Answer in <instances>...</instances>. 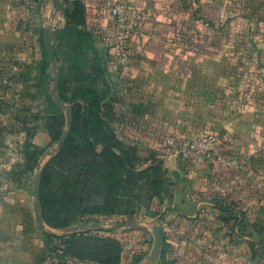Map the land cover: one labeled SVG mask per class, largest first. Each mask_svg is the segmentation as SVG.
Segmentation results:
<instances>
[{"label":"rangeland","instance_id":"374dc122","mask_svg":"<svg viewBox=\"0 0 264 264\" xmlns=\"http://www.w3.org/2000/svg\"><path fill=\"white\" fill-rule=\"evenodd\" d=\"M120 3L134 10L130 3ZM202 5L203 19L224 22L216 37L199 20L200 27L177 32L175 39L165 32H150L138 26L135 10L131 32L113 21L106 38L113 40L112 52L131 64V90L115 95V102H103L102 96L98 100L104 125L101 134L111 140L119 159L113 158L111 166L105 157L92 159L78 138L71 153L53 161L39 195L45 230L39 227L33 209L34 180L41 173V190L43 172L58 156L62 149L58 143L65 132L68 137L70 128L65 111L49 96L53 73L43 31L58 28L62 15L52 18L50 0H40L38 39L34 36V42L16 48L4 38L3 44L0 35V224L6 233L5 246L16 237L18 246L33 254L34 262L67 264L64 238L87 234L93 238L94 249V237L102 231L89 226L131 220L132 204L146 200L147 188L157 184V176L161 178L154 170L210 172L209 182L228 190L234 200L257 199L256 187L264 189V0H210ZM97 24L89 11L87 28L100 37ZM165 37L168 42H163ZM122 64L125 70L126 63ZM142 70L162 73L147 81L137 77ZM56 95L60 97L58 90ZM65 97L64 106L70 110L77 102L86 108L84 103L92 98ZM133 103L139 104L140 114L132 113ZM162 116L166 125L160 123ZM168 135L181 143L213 138L211 159L191 164L169 157L159 141ZM103 148L97 144L96 152ZM93 161L99 163L97 173L86 180L85 172L93 171L88 163ZM145 170L151 171L141 174ZM114 183L120 190L114 215L86 217L85 211L101 206ZM82 225L87 229L80 230ZM47 232L58 238L49 239ZM99 236L116 241L121 248L119 264H127L125 241L119 235Z\"/></svg>","mask_w":264,"mask_h":264},{"label":"crops","instance_id":"0c3cea01","mask_svg":"<svg viewBox=\"0 0 264 264\" xmlns=\"http://www.w3.org/2000/svg\"><path fill=\"white\" fill-rule=\"evenodd\" d=\"M66 1L70 5L74 2L84 3L87 7V14L91 11L98 23L95 26L98 32H94L101 35L98 37L95 36V33L93 35L92 32H89L85 18L84 29L93 37L92 47L96 56L90 53L85 58L89 67L93 66V69L82 68L81 71L86 72V76L83 78L74 77L73 74L68 73L74 68L72 62L61 58L56 52L54 32L62 31L67 25L64 14ZM209 1L62 0L63 9L60 12H54L52 0H50L52 7L50 16L54 18L57 14L62 15L60 26L56 29L51 28V44L56 70L60 67L63 68L66 77L70 80L69 88L72 90L88 89L89 92L102 96L103 102L111 101V99L112 102H115V95H119L125 90L127 92L131 90V64L126 61L124 70L120 57L112 52L113 40L110 42V38L107 39L106 35L114 27V20L106 8L114 2L130 3L139 14V19L136 21L139 27L144 26V30L155 33L165 32L166 35L175 39L177 32L185 30L193 32L195 28L200 27L198 20L203 17L204 13L199 8H202V3ZM194 4L198 7L195 10L191 6ZM39 5L40 0H0V35H2L3 44H5L4 38L10 47L23 48L34 42V36H37L38 39L41 29L39 26L40 9L42 8V5ZM45 7L46 5L43 6V9ZM205 27L208 31L214 32L215 37L223 29V27L218 30L209 26ZM181 35L185 38L184 34ZM163 42H168L166 37ZM145 62L149 63L147 60ZM159 73L162 72L142 70L137 77L151 81ZM152 85L155 87V91L160 92L161 88H158L155 83ZM131 110L135 115L141 112L139 104H131ZM133 117L135 118V116ZM163 117H161V124H163ZM168 137L170 135L160 138L159 141L164 144ZM136 149L138 148L135 147L134 152L137 155L138 150ZM188 161L194 164L201 159ZM152 172L155 174L158 172L160 175L163 182L162 188H159L158 185L148 187L150 193L147 199L142 203L132 204L131 220L112 223L111 226L121 225L116 230L102 231L103 235H119L122 241H125L124 255L126 252L127 264L132 262L133 256L140 257L137 264H147V258L153 247L152 227L154 222L162 232L163 242L159 255L150 264H264L263 187H256V191L254 190L255 193H258L257 199L254 201L249 198L242 200L241 197L232 203V201L219 198V195L226 196V194L222 189L216 188L209 182L210 172L203 173L197 170H154ZM205 179H207V183L204 181ZM226 193L230 194L228 190ZM158 195H160V199L152 203L151 198ZM1 227L0 224V264H45L42 260L40 263L34 262L33 254L25 253L24 249L18 246L19 241L16 237L13 243L8 242L9 246H5L7 244L6 233L2 231ZM143 238L146 243L142 246V252L138 253L137 250L141 246Z\"/></svg>","mask_w":264,"mask_h":264},{"label":"trees","instance_id":"16d2710c","mask_svg":"<svg viewBox=\"0 0 264 264\" xmlns=\"http://www.w3.org/2000/svg\"><path fill=\"white\" fill-rule=\"evenodd\" d=\"M113 4H115V2L111 5ZM64 14L67 25L62 31L56 32L54 35V39L56 41V52L57 55L59 54L61 56V58H66L67 60L72 62L74 68L73 70H70V72L68 71V73L73 74L74 77L83 78L84 76H86V72L81 71L82 68L86 69V67H88L90 69H93V66L89 67V64L88 62H86L85 58L90 53L96 56V52L92 47L93 37L84 29L85 18L87 19V7L84 3L81 4L79 2H74L70 5L69 2L66 1ZM199 21H201L202 25L212 27L215 30H218L224 25V22L221 20L214 22L212 19H207L206 17L204 19L203 17L199 18ZM56 58L58 59V56ZM58 72L60 78L58 92L63 103L67 101L65 97L66 95L78 97L88 95L92 96V98L89 99L88 103H84L86 108H83L78 102L75 107H72V122L69 129V135L58 156L51 162H49L48 166L43 172L40 196H42V184L44 182V178L46 177V173L48 172V170H50L53 161L58 158H64L66 154H68L69 152L71 153L72 150H70V148L73 149V145L78 138L80 141H82V146L85 145V148L89 149L91 154L90 157L92 159H97V157H105V159H107L108 161L107 166H111V161L113 160V158L119 159V156H117L112 151L113 145L111 143V140L105 138V136L103 137V135L101 134V129L104 125L99 115L101 107L99 105L98 99L100 96L95 95L93 92H89L88 89L81 90L78 88L72 90L71 88H69L68 84L70 80L66 77L63 68L60 67L58 69ZM78 99L80 98L76 97V99L74 100ZM97 144H101L104 147L103 150L99 153L96 152ZM88 165L91 166L93 171L85 172L86 180H90V178L93 176V173H97L96 168L99 163L97 161H93L88 163ZM147 172L148 171L145 170L140 173L146 174ZM131 173L133 174V172ZM162 184L163 182L157 176V184L155 186L158 185L159 188H162ZM119 191L120 190L118 184H112L110 191H108L106 195H104V200L101 206H92L91 208H89V210L85 211V216L106 217L114 215L116 211L115 209L117 208L118 200L116 199ZM223 193L226 194V196L219 195V198L232 201V203L238 201L231 198L230 194L226 193V191L223 190ZM227 195L230 197H228ZM151 199L152 203H154L157 199H160V195L156 197L153 196ZM100 233L102 232H97L96 237H94V240L96 241V246L94 249L92 244L93 238L92 236H88L87 234H83L80 236L71 235L70 237L64 238V247L66 250L65 253L69 255L67 264H89L90 262L96 264H119V254L121 252L119 244L112 238H102L101 236H99ZM47 237L51 240H55L56 238H58L53 235H49ZM67 255H65V257H67ZM139 260V256H133L131 263L137 264Z\"/></svg>","mask_w":264,"mask_h":264},{"label":"water","instance_id":"95a60500","mask_svg":"<svg viewBox=\"0 0 264 264\" xmlns=\"http://www.w3.org/2000/svg\"><path fill=\"white\" fill-rule=\"evenodd\" d=\"M52 7L54 12H60L63 9V4L62 0H52ZM51 27H45L43 31V46L46 51V55L48 58V61L50 63L52 73H53V84L51 87V90L49 92V96L54 99L55 104L63 111H65V116H66V126L67 128H70L71 122H72V112L69 108H65L64 103L60 99L59 96H57V88H58V83H59V75L56 72V62H55V57H54V51L52 48L51 44ZM67 138V133L65 132L61 138V140L58 143V149H61L65 140ZM40 179H41V173H39L35 180H34V188H33V198H34V213L36 216L37 223L39 227L42 230H45V226L42 221L41 217V212H40V203H39V193H40ZM121 225H116V226H111V227H103V226H97V225H91L89 226L90 229H94L97 231H113L118 228H120ZM80 230H86L87 226L82 225L79 228ZM78 229H72L71 231H77ZM47 234L51 235L53 233L47 232ZM152 236H153V247L151 250L150 255L147 258V264H150L151 262L154 261L155 258L160 253L162 242H163V237H162V232L157 225L156 222H154L153 227H152Z\"/></svg>","mask_w":264,"mask_h":264},{"label":"built area","instance_id":"2783aa9c","mask_svg":"<svg viewBox=\"0 0 264 264\" xmlns=\"http://www.w3.org/2000/svg\"><path fill=\"white\" fill-rule=\"evenodd\" d=\"M115 25L125 32H131V17L135 16L134 10L124 3H116L109 9ZM126 63V59H122ZM213 138H193L185 143L177 142L173 137H168L164 142L166 154L171 158H179L183 160L189 159H211L213 149ZM146 240L143 238L138 253L142 252L143 244Z\"/></svg>","mask_w":264,"mask_h":264}]
</instances>
